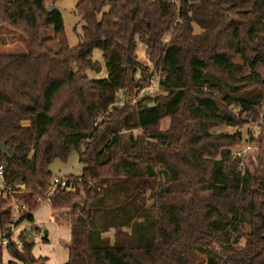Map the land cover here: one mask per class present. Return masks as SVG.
Masks as SVG:
<instances>
[{
	"label": "trees",
	"instance_id": "trees-1",
	"mask_svg": "<svg viewBox=\"0 0 264 264\" xmlns=\"http://www.w3.org/2000/svg\"><path fill=\"white\" fill-rule=\"evenodd\" d=\"M76 9L83 40L72 48L62 13L45 0H0V24L28 45L0 52V145L10 152L0 149V165L4 189L29 207L21 221L34 220L50 164L75 151L85 168L67 176L85 197L59 190L47 201L53 220L70 228L60 241L69 250L64 264H264V158L246 169L231 150L241 132L212 131L262 114L264 0H181L179 10L165 0H78ZM49 28L54 37L42 38ZM137 37L154 68H141L140 78ZM95 48L105 79L85 75L101 70ZM153 75L158 90L139 97ZM11 220L1 196L0 240ZM246 223L253 230L238 259L232 243ZM20 239L22 248L7 247V262L0 245V264H46Z\"/></svg>",
	"mask_w": 264,
	"mask_h": 264
},
{
	"label": "rangeland",
	"instance_id": "rangeland-1",
	"mask_svg": "<svg viewBox=\"0 0 264 264\" xmlns=\"http://www.w3.org/2000/svg\"><path fill=\"white\" fill-rule=\"evenodd\" d=\"M78 0H45V3L47 6H54L56 9H58L64 18L65 23V35L68 41V44L70 47L74 48L78 46L83 38L82 34V25H83V18L79 11L76 9V3ZM196 31L198 32L199 29L196 28ZM42 38H52L54 37V30L53 28H49L47 30H43L41 33ZM136 45H137V56H138V62L140 63V68L138 69L136 73V77H141V68H146L148 73L151 74L153 72V64L150 62L149 58L146 55L147 46L137 37L136 38ZM52 48L55 51H58L60 46L57 41H54L52 43ZM28 45L25 40V37L19 33L11 30L8 26L0 24V52L1 53H21V52H27ZM92 60L94 62H98L101 66L100 71H95L92 69H87L85 71V75L91 79H105L108 77V68L103 56V52L99 48H95L93 51ZM77 67H75L76 69ZM158 75H153L152 79H154V83L158 84ZM143 91V90H142ZM142 91L139 94V97L145 95L142 94ZM151 93V92H150ZM264 111V105L262 106V112ZM172 119L170 116L164 117L160 122V129L167 130L171 126ZM213 133H227V134H234L237 131L241 132V141L238 144H235L231 147L232 152H238V151H244L247 149V146L250 144L252 146L251 151H248L247 153H244L245 158L243 160L244 166L250 169V171L255 172L257 168H260V160L264 158V143L262 147L260 144H258L257 139L260 137V135H264V132L261 134H258L255 140H253L251 143L249 142V137L252 133L251 126L248 124L240 125L239 127H232V126H219L217 128H214ZM143 132L142 130H135V135H141ZM50 171H52L53 177L54 176H66V175H80L82 174L85 165L80 162L79 156L77 152H72L67 160H63L60 158L55 159L50 164ZM261 173L264 177V167L261 168ZM159 172V178L162 181H165L167 179V174L162 168L158 169ZM52 181V180H51ZM1 179H0V197L7 198L9 201V204L12 203V201L17 200L20 203L23 202V199L20 197L19 192H13L12 190L4 189L1 187ZM91 182L90 184H92ZM81 194L80 197L84 198L86 195L85 188L83 186H78L77 190ZM48 187L46 190L43 191L41 196H38L33 204H37V207H34L32 210L34 211L33 214L35 215V219L38 223L41 221H45V227L48 229L50 238L48 241L46 240H40L39 242H36L33 247V255L36 258L42 257H48L50 260L53 261V264H59L64 258V261L66 262L68 260V253L64 249V247L60 246L57 242L58 235H63L66 231L65 228L61 227L56 228V224L47 222L48 215H49V206L48 202H45V198L47 197ZM42 199L40 202L38 200ZM29 209V208H28ZM28 211V210H27ZM14 213L12 214V216ZM23 222H27L23 221ZM22 222V223H23ZM21 223V225H22ZM25 223H23L24 225ZM31 224V223H30ZM47 224V225H46ZM20 225V227H22ZM29 225V223L25 224V226ZM253 230V226L249 223H246L243 226V235L238 240H235L232 245L235 250H237L239 254L238 259H244L246 257V247L250 242L249 236L251 235V232ZM61 232V234H60ZM112 234V233H111ZM109 234V235H111ZM67 256V259H65ZM2 259L4 262H7L12 259V256L7 248L3 249L2 252ZM202 260L204 257H200L197 260ZM61 264V263H60Z\"/></svg>",
	"mask_w": 264,
	"mask_h": 264
},
{
	"label": "built area",
	"instance_id": "built-area-1",
	"mask_svg": "<svg viewBox=\"0 0 264 264\" xmlns=\"http://www.w3.org/2000/svg\"><path fill=\"white\" fill-rule=\"evenodd\" d=\"M165 1L173 4L179 10L181 0H165ZM178 22H181V20L179 19ZM157 90H158V84H155L154 79H152L151 83L143 89L142 94H147L150 92L153 93V92H156ZM120 104L122 105V102H120ZM248 125L251 126V130H252V133L249 137V142L251 143L252 142L251 140L256 138L258 134H261L262 130L264 129V111L262 112L260 118L257 121L248 123ZM251 148L252 146H250L249 144L247 146V149H245L244 151L233 152L232 155L233 157L241 158L244 160L245 158L244 153L251 151ZM243 160L241 164L242 166L244 165ZM0 179L2 182L1 187L5 188L4 187V167L3 165H0ZM59 190L75 191L77 190V187L69 180L67 175L66 176L65 175L64 176H54L48 187L47 197L44 199L45 202L52 199V197L55 196V194ZM41 200L42 199L38 200V202H40ZM10 206H11L12 214L14 213V215L12 216L11 223L8 226L7 233L4 234V236L0 240V245H2L4 248H7L12 243H16L18 248H22L23 243H22V240L20 239V235H21L20 225L23 221H21V217L29 211L28 209L29 207L24 201L20 203L17 200L12 201ZM40 235L42 238L46 237V233L44 232V230L40 231Z\"/></svg>",
	"mask_w": 264,
	"mask_h": 264
},
{
	"label": "crops",
	"instance_id": "crops-1",
	"mask_svg": "<svg viewBox=\"0 0 264 264\" xmlns=\"http://www.w3.org/2000/svg\"><path fill=\"white\" fill-rule=\"evenodd\" d=\"M47 204L49 206V215H48V219H47L48 221L47 222L56 224V228H59V230L61 229V227L65 228V230H66L63 235L60 232L61 235H58V238H56V239H57V242L59 243V245L64 247V249L68 253L69 252L68 248L63 246L60 241L62 239L69 240L70 233H71L70 232V228H69V226L67 224L58 223V222L53 220L50 204L49 203H47ZM23 223H25V224L29 223V225L25 226V224L23 225ZM23 223L21 225L22 227H20V234H24L26 239L31 241V242H33L34 244L36 242H39L40 240L48 241V239L50 238L48 229L45 227V221H41L40 223H38L36 221V219H35V215H34V220L33 221H27V222H23ZM41 230H44V232L46 233V238L45 239L42 238L41 235H40V231ZM40 257H42V256H40ZM44 258H46V264H53V261L50 260V258H48V257H44ZM65 259H67V256H66ZM62 261H64V258H62L60 263L61 264L66 263V262H62Z\"/></svg>",
	"mask_w": 264,
	"mask_h": 264
},
{
	"label": "water",
	"instance_id": "water-1",
	"mask_svg": "<svg viewBox=\"0 0 264 264\" xmlns=\"http://www.w3.org/2000/svg\"><path fill=\"white\" fill-rule=\"evenodd\" d=\"M56 8L54 7V6H49L48 7V10L49 11H54ZM0 149H1V151L5 154V155H7V156H10V152H9V150H8V148H7V144H6V142H4V143H2L1 145H0Z\"/></svg>",
	"mask_w": 264,
	"mask_h": 264
}]
</instances>
